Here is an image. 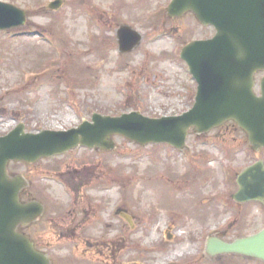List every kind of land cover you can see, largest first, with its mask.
I'll use <instances>...</instances> for the list:
<instances>
[{
    "label": "rangeland",
    "instance_id": "rangeland-1",
    "mask_svg": "<svg viewBox=\"0 0 264 264\" xmlns=\"http://www.w3.org/2000/svg\"><path fill=\"white\" fill-rule=\"evenodd\" d=\"M0 1L27 16L23 26L0 31V136L18 125L28 133L67 131L91 122L93 114L138 112L158 119L192 108L196 84L179 53L214 31L191 14L168 18L171 0H60L55 11L48 8L55 0ZM122 24L141 36L127 55L119 53L114 33ZM112 141L111 151L76 148L59 161L82 167L80 160L100 157L86 165L109 176L105 197L113 206L127 202V240L114 247L122 249L118 256L128 264H136L139 255L145 264L183 260L181 253L198 247L196 232L214 234L233 218L218 210L201 222V197H208V205L216 197L229 203L236 176L258 160L264 163V149L253 152L245 134L231 125L201 136L189 131L181 151L138 146L119 136ZM44 184L61 191L59 185ZM246 208L251 216L243 234H254L264 227V209L255 203ZM119 225L113 221L114 235L120 234ZM60 252L56 258H68L64 249Z\"/></svg>",
    "mask_w": 264,
    "mask_h": 264
},
{
    "label": "water",
    "instance_id": "water-1",
    "mask_svg": "<svg viewBox=\"0 0 264 264\" xmlns=\"http://www.w3.org/2000/svg\"><path fill=\"white\" fill-rule=\"evenodd\" d=\"M61 2L49 5L58 9ZM168 18L191 12L215 34L203 41H193L180 52L195 81L192 108L176 117L151 119L138 112L118 117L93 114L67 131L43 130L25 133L22 125L0 137V264H49L34 250L31 242L16 231L34 220L37 205H20L21 178L7 174L9 162L32 164L41 158L58 156L77 147L112 150L113 136L139 145L167 144L181 150L191 128L205 134L227 122H234L247 136L250 148H264V77L260 95L254 91V76L264 72V0H171ZM26 13L0 1V31L23 26ZM120 53L135 49L141 36L127 26L118 29ZM236 202L264 201V165L261 161L247 167L236 177ZM32 207V217L28 209ZM27 209V212H25ZM208 250L238 253L264 261V229L231 244L209 241Z\"/></svg>",
    "mask_w": 264,
    "mask_h": 264
},
{
    "label": "flooded vegetation",
    "instance_id": "flooded-vegetation-1",
    "mask_svg": "<svg viewBox=\"0 0 264 264\" xmlns=\"http://www.w3.org/2000/svg\"><path fill=\"white\" fill-rule=\"evenodd\" d=\"M165 15L167 16L166 11ZM123 26L130 27L124 24L118 27ZM118 29L114 31L116 44ZM256 76L258 78L254 82V90L258 91L259 81L264 74ZM99 158L95 156L80 160L77 163L82 167H71L68 162L62 163L59 159H64L63 156L44 158L33 164L11 162L8 165L9 177L11 179L21 177L24 183L18 192L19 203L26 207L35 204L40 208H36V213H33L32 207L28 209L27 215L32 217L33 213L34 220L19 226L17 232L26 237L37 252L45 255L50 264H128L123 254L118 256L122 249L118 247L116 251L114 247V244L119 245L127 240L128 205L122 199L117 206H113L111 198L105 197L107 184L110 183L109 176L106 178L101 173L95 174L93 170L97 168L96 165H86L93 164L94 160ZM44 182L61 186V191L47 187ZM201 198L202 213L197 215L202 218L201 222L207 217L206 214L211 212L215 214L218 210H222L233 215L229 220L230 223H225L222 228L216 229L214 234L208 233L205 237L203 236L207 231L196 232V237L193 239L200 242V245L197 243L198 247L193 252L181 253L184 259L180 260V263L147 262L146 264H264L262 260L251 256L208 250L210 240L231 244L250 235L243 234L242 225L251 216L250 209L246 207L255 203L264 209V203H239L233 199V194L226 198L230 200L227 204H224L223 197L220 200L216 197L214 204L209 205L208 197ZM175 216L177 217L176 214ZM113 221L120 224L115 230L117 233L120 232L118 235L112 233ZM170 235L168 234L169 239ZM63 249L68 254V258L62 256L56 258ZM138 258L136 264H145V261L140 263V255Z\"/></svg>",
    "mask_w": 264,
    "mask_h": 264
},
{
    "label": "trees",
    "instance_id": "trees-1",
    "mask_svg": "<svg viewBox=\"0 0 264 264\" xmlns=\"http://www.w3.org/2000/svg\"><path fill=\"white\" fill-rule=\"evenodd\" d=\"M231 125H233V124H231Z\"/></svg>",
    "mask_w": 264,
    "mask_h": 264
}]
</instances>
